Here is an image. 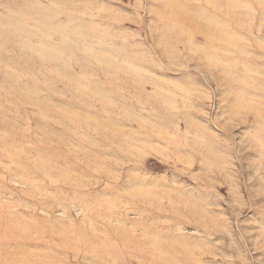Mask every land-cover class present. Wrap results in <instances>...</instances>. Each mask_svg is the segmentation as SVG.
Masks as SVG:
<instances>
[{
  "label": "rangeland",
  "instance_id": "rangeland-1",
  "mask_svg": "<svg viewBox=\"0 0 264 264\" xmlns=\"http://www.w3.org/2000/svg\"><path fill=\"white\" fill-rule=\"evenodd\" d=\"M0 257L264 264V0H0Z\"/></svg>",
  "mask_w": 264,
  "mask_h": 264
},
{
  "label": "bare ground",
  "instance_id": "bare-ground-1",
  "mask_svg": "<svg viewBox=\"0 0 264 264\" xmlns=\"http://www.w3.org/2000/svg\"><path fill=\"white\" fill-rule=\"evenodd\" d=\"M227 3H228V2H227ZM230 3H231V2H230ZM232 3H233V2H232ZM173 5H174V4H173ZM225 5H226V4H225ZM227 5H228V4H227ZM229 5H230V4H229ZM175 6H176V5H175ZM215 6H216V4H215ZM227 7H228V6H227ZM230 7H232V6H230ZM176 8H177V7H176ZM178 8H179V7H178ZM179 9H180V8H179ZM216 9H219V8H216ZM226 9H227V8H226ZM226 9H224L223 12H225ZM228 9H229V8H228ZM219 10L221 11V9H219ZM227 12H228V10H227ZM178 13H179V11H178ZM228 13H229V12H228ZM184 14H185V13H184ZM219 14H220V13H219ZM216 15H218V14H216ZM221 15H223L222 12H221ZM226 15H227V14H226ZM226 15H225V16H222V17H226ZM228 16H229V15H228ZM186 17L189 18L188 16H186ZM187 18H186V19H187ZM227 18H228V17H227ZM180 19H182V21H184L183 18H180ZM186 19H185V20H186ZM189 19H191V18H189ZM197 19H198V17H197ZM223 19H225V18H223ZM187 20H188V19H187ZM187 20H186V21H187ZM193 20H194V19H193ZM195 20H196V18H195ZM227 20H228V19H227ZM189 21H190V20H189ZM197 22H198V21H197ZM184 23H186V22H184ZM186 24H187V23H186ZM188 24H189V26H190V22H189ZM188 24H187V25H188ZM199 24H200V23H199ZM192 26H194V25L192 24ZM205 26H206V25H205ZM203 27H204V26H203ZM215 27H216V26H215ZM192 28H195V27H192ZM226 29H227V28H226ZM202 31H203V30H202ZM204 31H205V30H204ZM207 31H208V30H207ZM217 32H218V31H217ZM226 33H228V32H226ZM233 33H234V32H233ZM204 34H206V33H204ZM223 34H224V33H223ZM223 34H222V36H223ZM225 35H227V34H225ZM231 35H232V33H231ZM217 37H218V34H217ZM220 37H221V36H220ZM220 37H218V38H220ZM224 37H225V36H224ZM226 37H227V36H226ZM230 38H231V37H230ZM213 39H214V38H213ZM220 39H221V38H220ZM231 39H232V38H231ZM211 40H212V39H211ZM211 40H210V41H211ZM219 41H220V40H219ZM224 41L226 42L227 40H224ZM229 41H230V40H229ZM236 47H237V45H236ZM235 50H236V49H235ZM6 253H7V252H6ZM4 255H5V253H4ZM1 257H2V256H1ZM1 257H0V259H1ZM4 258H5V257H4ZM24 264H25V263H24Z\"/></svg>",
  "mask_w": 264,
  "mask_h": 264
}]
</instances>
